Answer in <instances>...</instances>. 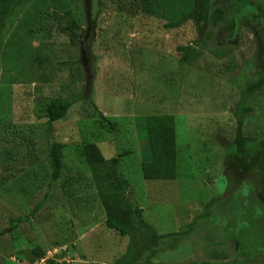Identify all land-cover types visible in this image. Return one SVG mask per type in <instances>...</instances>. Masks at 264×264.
I'll list each match as a JSON object with an SVG mask.
<instances>
[{
    "label": "rangeland",
    "instance_id": "rangeland-1",
    "mask_svg": "<svg viewBox=\"0 0 264 264\" xmlns=\"http://www.w3.org/2000/svg\"><path fill=\"white\" fill-rule=\"evenodd\" d=\"M253 2L264 18V0ZM177 5L24 0L7 20L0 38V264H111L125 252L128 237L104 224L106 212L82 153L86 143H94L106 159L119 156L130 197L158 234L181 230L208 208L207 223L197 220L189 236L159 242L154 264H264L257 176L241 180L239 170L229 179L242 158L234 148L236 104L241 89L264 74L259 66L264 26L257 19L253 25L239 23L237 36L221 45L217 27L207 25L200 56L179 65L178 46L190 44L199 32L191 20L165 27L179 17ZM88 17L95 18L94 36L78 38ZM69 26L77 37H69ZM252 29L260 33L254 36ZM79 43L88 48L81 52ZM87 76L95 107L79 101L45 132L44 105L80 92ZM245 106L250 110L243 136L264 140V94L249 97ZM150 114L174 116V181L141 176L140 160L150 159V148L135 117ZM47 140L62 145V171L51 188ZM39 204L9 231L11 218L28 215ZM214 208H221L220 214Z\"/></svg>",
    "mask_w": 264,
    "mask_h": 264
},
{
    "label": "trees",
    "instance_id": "trees-1",
    "mask_svg": "<svg viewBox=\"0 0 264 264\" xmlns=\"http://www.w3.org/2000/svg\"><path fill=\"white\" fill-rule=\"evenodd\" d=\"M23 1L0 0V38L7 20L15 14ZM172 2H176L180 7L176 11L179 17L175 20L170 19L165 24V27L179 28L186 21L191 20L195 23L199 32L198 38L193 40V42L188 45L178 46L177 50L181 54L178 60L179 65L195 61L200 56L201 47H203L201 42L202 34L205 33V38H209L210 29L206 28L207 25L217 27L215 40H219L221 45L228 44L229 41L237 36L239 23H245L246 26L253 25V22L257 19L264 25V18L253 0H172ZM257 31L253 30V35ZM94 33L95 18L88 17L86 27L81 29L77 36L84 39L88 37L91 40ZM258 33H260V30ZM67 34L71 39L77 37L72 31V26L67 28ZM80 43L79 49L83 52L88 47L82 48ZM259 66L263 68L264 72V51H261ZM92 88V81L87 76L80 92L69 98H51L42 110L46 118L45 132H51L52 123L63 119L75 103L89 101L94 106ZM241 90L243 92L236 104L237 111L234 115L237 121L234 148L239 151L242 158L239 159L237 168L232 170V175L229 179L237 175L239 170L242 171L241 180H245L250 173H255L257 176L255 180L257 181L255 190L256 203L262 206L259 210L264 212V201L261 202L258 199L259 194L264 196V140L247 138L242 133L244 116L250 110L245 106V101L253 95L264 94V74L258 81L247 83ZM99 115L110 128H113L114 123L112 121L100 112ZM135 125L142 133L146 134L150 148V159L144 161L141 158L140 160L141 176L146 180L174 181L177 176L178 155L174 116L171 114L136 116ZM61 150V143L47 140L46 159L50 168V188L59 179L62 171ZM82 153L88 167L92 171L101 203L106 212L105 226L120 236H127L129 239L125 252L113 260L111 264H154V260L159 258L157 246L161 240L171 237L185 238L192 233L194 227H196V222H198L197 220L201 224L207 223L206 211L208 208H204V212L197 214L181 230L168 234H158L154 226L144 218L143 209L132 201L129 194L130 182L118 168L119 156L110 159L104 158L94 143L84 144ZM231 187L235 189L237 187L236 182ZM214 200L212 199V201ZM39 207L40 204L36 205L28 215L11 218L9 231H13L20 223L27 221ZM214 209L220 214L221 208ZM235 243L238 250L239 239H236ZM38 256H42V253H39ZM46 264H54V262L48 261ZM199 264L228 263L200 262Z\"/></svg>",
    "mask_w": 264,
    "mask_h": 264
},
{
    "label": "flooded vegetation",
    "instance_id": "flooded-vegetation-1",
    "mask_svg": "<svg viewBox=\"0 0 264 264\" xmlns=\"http://www.w3.org/2000/svg\"><path fill=\"white\" fill-rule=\"evenodd\" d=\"M263 26H264V25L262 24V25H261V28H262ZM256 34H257V33H255V35H256ZM255 35H254V36H255Z\"/></svg>",
    "mask_w": 264,
    "mask_h": 264
},
{
    "label": "built area",
    "instance_id": "built-area-1",
    "mask_svg": "<svg viewBox=\"0 0 264 264\" xmlns=\"http://www.w3.org/2000/svg\"><path fill=\"white\" fill-rule=\"evenodd\" d=\"M41 260L43 261V258Z\"/></svg>",
    "mask_w": 264,
    "mask_h": 264
}]
</instances>
